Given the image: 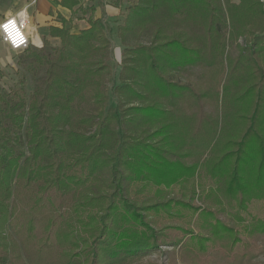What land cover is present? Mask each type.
Returning <instances> with one entry per match:
<instances>
[{
    "label": "trees",
    "instance_id": "1",
    "mask_svg": "<svg viewBox=\"0 0 264 264\" xmlns=\"http://www.w3.org/2000/svg\"><path fill=\"white\" fill-rule=\"evenodd\" d=\"M89 23L78 34L52 29L62 45L40 48L46 77L28 106L17 94H0V264H131L160 246H178L184 238H170L152 219L158 209L174 214L162 198L179 177L195 184L196 175L203 190L217 177L210 190L218 198L212 187L221 186L229 202L235 194L241 204L246 194L264 196V0L128 6L117 27L125 48L109 110L111 40L98 20L90 16ZM147 30L148 43L129 44ZM194 67L201 68L198 81L174 78ZM85 91L100 106L95 129L66 130ZM22 129L27 152L17 134ZM245 163L258 168L254 178ZM136 186L155 187L154 196L137 198ZM65 200L71 207L63 213L57 203ZM196 210L207 231L188 230L197 251L205 253L208 241L233 253L247 226L209 222L210 206ZM220 235L227 239L217 241Z\"/></svg>",
    "mask_w": 264,
    "mask_h": 264
},
{
    "label": "rangeland",
    "instance_id": "2",
    "mask_svg": "<svg viewBox=\"0 0 264 264\" xmlns=\"http://www.w3.org/2000/svg\"><path fill=\"white\" fill-rule=\"evenodd\" d=\"M136 1V0H134ZM238 2L239 0H234ZM107 34V33H106ZM111 40V45L108 49V58L106 62L110 65L111 72L106 74L105 82L107 85L108 101L105 104V110L113 109L116 105V98L112 93V89L119 83L118 75L121 70L122 53L125 45L122 43L118 35L107 34ZM152 38V31L147 30L136 35H132L129 38V44L135 43H148ZM241 42V41H240ZM62 43L61 39L57 40L54 45L47 44L45 51H52L60 49ZM235 54V50L233 51ZM11 55V63L5 67L0 66L2 75L0 76V94H5L9 97V94H17L21 100L26 102L28 106L38 90L43 86L48 62L44 55V51L40 48H29L22 52H13ZM201 72L200 67L189 68L184 71H179L174 74V78L180 81L196 82L199 79ZM28 108V107H26ZM207 108H210L207 106ZM100 110V106L94 101L92 92L85 91L82 96L76 98L73 103V120L70 125L66 126V130L73 129L78 132L88 133L95 129L97 121V113ZM27 113V110H25ZM6 126L8 122L5 119ZM9 131L16 132L11 127H8ZM21 136V144L23 150H26V132L21 130L17 133ZM251 147L248 148L250 150ZM245 173L252 179L256 176L257 167H250L249 164H244ZM256 173V174H255ZM178 175L180 173H177ZM182 174V173H181ZM104 178L108 177L106 171L103 175ZM178 182L167 190V194L162 198L166 201L169 209L174 211V214H169L168 210L158 209L157 216L152 219L156 229L165 230L170 238L183 237L184 244L187 241V245H168L160 246L155 251L147 253L136 262L131 264H194L192 263V257L200 256V260L197 264H206V262H212L213 264H264V196L261 198L253 197L252 193L244 195L243 204L240 203L241 194L233 195L232 200L227 201L222 195L221 186L212 187L215 193L219 194L216 198L215 194L211 192V184H216L218 178L207 179L205 190L199 188L197 183V176L195 175V184L193 182L181 181V177ZM154 188L144 190L139 189V186L135 187V196L139 199L149 198L154 196ZM193 188L196 189L194 195ZM264 188V185H263ZM139 189V190H138ZM189 201L192 207H185L180 201ZM222 201V202H221ZM222 203V206L220 205ZM59 209L65 213L69 212L70 201L65 200L62 203H57ZM210 206V209H214V215H205L207 220L215 221V218L219 219L222 223L228 224L231 228L234 227L238 230L241 225H246L248 232L237 233V244L233 253H227L224 248L217 243L211 244L205 241L206 251L200 253L197 251L195 241H191L189 238L188 230H193L195 234L204 235L207 234L206 230H202L198 226L200 218L197 216L200 211H197V207L206 208ZM202 222L204 227L208 222L204 219L202 214ZM132 227H139L143 232L145 227L131 224ZM206 228V227H205ZM227 235H220V239H227ZM230 238V236L228 235ZM215 239V238H214ZM187 248H186V247ZM196 247V248H195ZM204 262V263H203ZM196 264V263H195Z\"/></svg>",
    "mask_w": 264,
    "mask_h": 264
},
{
    "label": "crops",
    "instance_id": "3",
    "mask_svg": "<svg viewBox=\"0 0 264 264\" xmlns=\"http://www.w3.org/2000/svg\"><path fill=\"white\" fill-rule=\"evenodd\" d=\"M137 1V0H136ZM134 0H0V23L7 17L26 15L28 17L29 48H43L54 45L60 37L52 29L65 28L73 34L90 27L92 16L103 26L105 32L117 36V27L126 15V8ZM16 51V52H22ZM1 38L0 66L11 63L13 53Z\"/></svg>",
    "mask_w": 264,
    "mask_h": 264
},
{
    "label": "built area",
    "instance_id": "4",
    "mask_svg": "<svg viewBox=\"0 0 264 264\" xmlns=\"http://www.w3.org/2000/svg\"><path fill=\"white\" fill-rule=\"evenodd\" d=\"M28 17L26 15L5 18L0 23V32L3 42L13 51H21L30 45L28 35ZM4 25H8L7 29Z\"/></svg>",
    "mask_w": 264,
    "mask_h": 264
},
{
    "label": "snow or ice",
    "instance_id": "5",
    "mask_svg": "<svg viewBox=\"0 0 264 264\" xmlns=\"http://www.w3.org/2000/svg\"><path fill=\"white\" fill-rule=\"evenodd\" d=\"M4 27L7 29L8 25H4Z\"/></svg>",
    "mask_w": 264,
    "mask_h": 264
}]
</instances>
